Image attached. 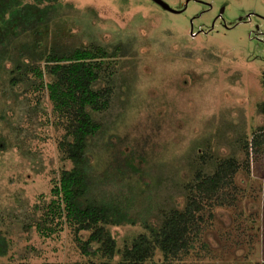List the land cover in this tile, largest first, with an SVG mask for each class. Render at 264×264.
Listing matches in <instances>:
<instances>
[{"label":"rangeland","instance_id":"obj_1","mask_svg":"<svg viewBox=\"0 0 264 264\" xmlns=\"http://www.w3.org/2000/svg\"><path fill=\"white\" fill-rule=\"evenodd\" d=\"M163 1L177 13L152 0H58L40 36L15 40L0 69V231L10 241L0 264L105 262L80 248L91 233L79 238L68 219L46 212L61 171L72 169L60 153L68 119L50 101L46 58L90 48L109 54L99 82L111 95L91 142L96 173L109 195L128 197L136 219L110 227L120 247L182 210L198 173L213 176L233 160V183L202 200L191 246L149 264H264V0ZM214 22V32L196 35Z\"/></svg>","mask_w":264,"mask_h":264},{"label":"trees","instance_id":"obj_2","mask_svg":"<svg viewBox=\"0 0 264 264\" xmlns=\"http://www.w3.org/2000/svg\"><path fill=\"white\" fill-rule=\"evenodd\" d=\"M57 1L0 0V69L8 63L15 40L29 32L41 35L48 21L54 19ZM108 55L104 49L90 48L46 58L51 78L46 85L50 101L55 111L68 119L60 153L72 164V169L61 171L52 190L54 201L47 208V219L51 216L68 219L76 226L79 238L91 233L87 241L80 238V248L85 255H99L104 264L114 261L149 264L157 252L169 259L191 246L190 234L197 229L196 215L204 207L203 198L209 201L219 196L222 188L233 183L239 165L233 160H224L213 176L198 173L194 184L188 187L190 197L182 210L167 213L160 223L144 224L147 233L130 238L121 248L119 238L110 227L136 225V219L130 214L128 197L123 192L114 195L107 192L110 182L105 175L96 173L91 149V142L101 129L97 115L106 110L111 96L109 90L101 89L99 82L102 61ZM34 73L44 81L42 69ZM258 140L259 137L254 139L253 146ZM9 249L10 241L0 231V259L8 255Z\"/></svg>","mask_w":264,"mask_h":264},{"label":"flooded vegetation","instance_id":"obj_3","mask_svg":"<svg viewBox=\"0 0 264 264\" xmlns=\"http://www.w3.org/2000/svg\"><path fill=\"white\" fill-rule=\"evenodd\" d=\"M184 7H185V5H184ZM184 7L183 8H180V9H178V11L180 12V13H182L183 12V9H184ZM221 19V16L220 17H218V19L217 20H220ZM244 22V21H243ZM243 22H240V23H243ZM192 23V22H191ZM239 24V23H238ZM237 23H236V25H238ZM218 25V23H216V22H214L210 27H200L199 29H198V31H196V30H194L193 28L191 29L192 31L191 32H193V30L195 31V33H196V35L198 34V36H200V35H208V34H211L212 32H214V30H215V28H216V26ZM219 25L220 26H222L224 29H230V28H232V27H234L235 25L234 24H227L225 21H223V23H222V21H221V23H219ZM261 33L260 32H258L257 34H255L254 36L255 37H259V35H260ZM195 35V36H196ZM251 37V36H250ZM252 38H254V37H252Z\"/></svg>","mask_w":264,"mask_h":264},{"label":"water","instance_id":"obj_4","mask_svg":"<svg viewBox=\"0 0 264 264\" xmlns=\"http://www.w3.org/2000/svg\"><path fill=\"white\" fill-rule=\"evenodd\" d=\"M155 4H157L160 8H162L164 11L174 12L177 13L176 10L171 8L167 3H165L163 0H152ZM189 2V1H188ZM188 2L185 3L184 9L187 7ZM179 13V11H178Z\"/></svg>","mask_w":264,"mask_h":264}]
</instances>
